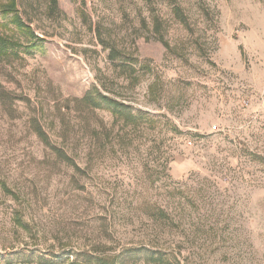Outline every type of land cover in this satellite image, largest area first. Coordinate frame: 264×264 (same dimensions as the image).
I'll return each mask as SVG.
<instances>
[{
    "label": "rangeland",
    "instance_id": "374dc122",
    "mask_svg": "<svg viewBox=\"0 0 264 264\" xmlns=\"http://www.w3.org/2000/svg\"><path fill=\"white\" fill-rule=\"evenodd\" d=\"M56 1L0 18V264H264V0Z\"/></svg>",
    "mask_w": 264,
    "mask_h": 264
},
{
    "label": "trees",
    "instance_id": "16d2710c",
    "mask_svg": "<svg viewBox=\"0 0 264 264\" xmlns=\"http://www.w3.org/2000/svg\"><path fill=\"white\" fill-rule=\"evenodd\" d=\"M53 5H57L56 0H52ZM0 12V18H3V20H7L11 18V23L16 26V28L21 31L24 27L22 21L19 18V15L17 13L16 9V2L15 0L12 1L7 7H3ZM37 47V45L31 44L26 47L25 50H33ZM15 45L8 39L0 36V57L8 56L10 53L14 50ZM87 98V97H86ZM89 98V97H88ZM105 98L101 97L100 100H104ZM96 105V103H94ZM100 264H115L114 262H110V257L102 259Z\"/></svg>",
    "mask_w": 264,
    "mask_h": 264
}]
</instances>
